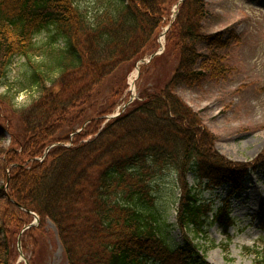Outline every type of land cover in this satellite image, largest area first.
Returning a JSON list of instances; mask_svg holds the SVG:
<instances>
[{"label": "trees", "instance_id": "1", "mask_svg": "<svg viewBox=\"0 0 264 264\" xmlns=\"http://www.w3.org/2000/svg\"><path fill=\"white\" fill-rule=\"evenodd\" d=\"M83 4L0 0V88L7 87L11 64L20 57L27 62V86L35 90L23 106L16 105L9 88L0 93L3 110L13 113L25 132L24 138L16 137L11 121L0 123V143L9 134L22 149L14 156L6 151L2 163L3 172L15 165L8 193L0 188V264H12L20 233L13 228H21L32 213L41 225L29 224L24 231L30 264H36L47 220L56 228L67 264H209L208 246L197 240L208 238L209 226L229 223V211L214 212L187 177L194 173L206 189L231 185L236 196L250 171L264 165V151L252 163L225 158L200 114L175 89L222 78L230 46L225 33L236 36L231 30H204L206 0H100L93 12ZM165 25L167 47L178 59L168 83L141 93L104 127L101 115L113 106L85 118L112 75L157 52ZM42 34L48 40L40 45L36 38ZM40 55L44 61L36 63ZM147 68L141 67V74ZM113 93L123 90L118 86ZM65 127L71 131L64 132ZM166 169L178 174L179 188L172 201L177 203L176 224L167 225L153 211L151 185ZM172 227L183 233L182 243L167 237Z\"/></svg>", "mask_w": 264, "mask_h": 264}, {"label": "rangeland", "instance_id": "2", "mask_svg": "<svg viewBox=\"0 0 264 264\" xmlns=\"http://www.w3.org/2000/svg\"><path fill=\"white\" fill-rule=\"evenodd\" d=\"M206 1L209 15L204 30H231L236 36L232 38L229 33H225L230 38V46L225 50L227 71L222 78L208 80L196 88L181 86L175 89V93L200 114L205 126L214 135L215 148L220 154L233 162L252 163L264 151V0ZM99 5L100 0H84L83 8L93 12ZM168 27L165 25L162 28L158 40L160 48L153 54L155 59L150 60L147 56L145 62L140 61L135 68L132 66L130 70L118 71L117 76L112 75L102 87V93L94 96V101L87 107L85 118L91 114L100 116L98 113L113 106L110 113L101 115L104 119L101 127H104L114 116L139 99L141 93L158 91L168 83L178 63L176 53L166 44ZM36 40L43 45L48 38L42 34ZM57 46L63 47V43L59 42ZM34 59L36 63L44 61L41 55ZM25 63L24 58H15L5 78L7 87L0 88V93L10 89L9 94L17 106L29 104L35 94L33 87L27 86L28 68ZM143 66L148 68L141 74ZM118 86L123 90L120 95L113 93ZM8 120L12 122L11 134L24 138V129L19 127L16 117L8 110H3L0 103V123L9 125ZM69 131L70 128L64 130ZM13 142L14 139L8 134L0 143V188L3 187L5 193L9 191V176L15 165H9L5 172L2 171L5 152L9 150L13 156L14 152H22L21 147L15 146ZM64 144L70 146L69 142ZM39 159L43 160V157ZM187 178L189 185L198 188L201 200L211 204L214 212L221 209L229 211V223L219 221L209 226L206 230L208 238L199 237L200 240H197L202 245L206 242L208 246L207 262L264 264V165L250 171L245 179V189L236 196L231 194V185L206 189L201 187L194 173L191 172ZM151 185L156 197L153 211L163 215L166 225L176 224L177 203L173 204L172 201L179 195L178 174L166 169L157 175ZM27 222L21 228H13V231L20 233L15 240L16 255L12 264H30V257L23 248L24 231L28 230L29 224L39 227L41 220L32 213ZM41 230L44 234L43 243L34 259L36 264H67L54 224L47 220ZM166 234L173 244L183 241V233L179 228H168Z\"/></svg>", "mask_w": 264, "mask_h": 264}, {"label": "water", "instance_id": "3", "mask_svg": "<svg viewBox=\"0 0 264 264\" xmlns=\"http://www.w3.org/2000/svg\"><path fill=\"white\" fill-rule=\"evenodd\" d=\"M154 57V55L152 56V58Z\"/></svg>", "mask_w": 264, "mask_h": 264}]
</instances>
